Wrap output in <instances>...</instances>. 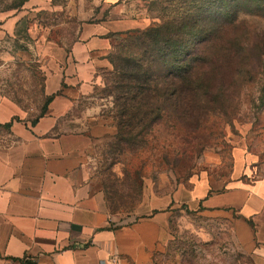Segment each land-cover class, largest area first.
<instances>
[{
	"label": "rangeland",
	"instance_id": "rangeland-1",
	"mask_svg": "<svg viewBox=\"0 0 264 264\" xmlns=\"http://www.w3.org/2000/svg\"><path fill=\"white\" fill-rule=\"evenodd\" d=\"M150 1L26 0L17 9L0 11L11 19L0 22L1 92L25 108L39 109L46 99L47 70L62 59L58 50L68 53L79 32L94 24L131 19L138 25L134 29L141 30L157 22L156 12L148 10ZM3 3L0 0V6ZM240 18L257 42L255 34L264 32V18L245 14ZM124 37H109L106 60L98 64L85 94L64 89L58 95L66 103L73 101L66 114L79 120L66 121V128L83 130L93 138L91 180L107 206H115L114 225L137 218L133 212L144 188L164 195L181 185L226 181L237 155L245 160L248 180L264 176V66L253 68V77L239 84L227 114L208 115L197 126L164 115L133 143L114 113L116 73L108 61L111 54H129V47L122 46ZM103 54L97 51L94 56ZM249 54L252 60L258 56L254 49ZM232 217L226 209L173 206L171 239L156 247L154 263L252 264L233 236Z\"/></svg>",
	"mask_w": 264,
	"mask_h": 264
},
{
	"label": "crops",
	"instance_id": "crops-1",
	"mask_svg": "<svg viewBox=\"0 0 264 264\" xmlns=\"http://www.w3.org/2000/svg\"><path fill=\"white\" fill-rule=\"evenodd\" d=\"M8 17L0 12V22ZM92 26L79 32L68 53L57 51L62 59L47 70L43 94L51 100L41 116V107L25 108L0 88V264H155L179 204L232 212L236 242L252 264H264V176L248 180L242 155L226 181L181 185L164 195L144 188L137 218L114 225L115 214L91 180L93 138L66 128V121L79 120L66 114L73 101L58 95L64 89L85 94L106 60L107 35L138 25L118 19ZM97 51L104 54L94 56Z\"/></svg>",
	"mask_w": 264,
	"mask_h": 264
},
{
	"label": "trees",
	"instance_id": "trees-1",
	"mask_svg": "<svg viewBox=\"0 0 264 264\" xmlns=\"http://www.w3.org/2000/svg\"><path fill=\"white\" fill-rule=\"evenodd\" d=\"M2 1L3 12L26 0ZM148 4L157 22L107 35H124L122 46L129 47L126 56L115 53L107 59L116 73L114 113L133 143L164 115L197 126L208 115L227 114L239 84L253 77V68L264 66V32L255 34L257 42L252 40L253 31L240 18L244 14L264 18V0ZM251 49L258 54L256 59L249 56ZM50 100L46 97L39 116ZM108 208L113 212L115 206Z\"/></svg>",
	"mask_w": 264,
	"mask_h": 264
},
{
	"label": "built area",
	"instance_id": "built-area-1",
	"mask_svg": "<svg viewBox=\"0 0 264 264\" xmlns=\"http://www.w3.org/2000/svg\"><path fill=\"white\" fill-rule=\"evenodd\" d=\"M22 263H23L22 260H12V259H9L4 262V264H22Z\"/></svg>",
	"mask_w": 264,
	"mask_h": 264
}]
</instances>
